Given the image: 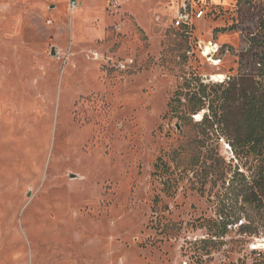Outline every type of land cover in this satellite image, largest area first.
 Wrapping results in <instances>:
<instances>
[{
  "label": "rangeland",
  "instance_id": "1",
  "mask_svg": "<svg viewBox=\"0 0 264 264\" xmlns=\"http://www.w3.org/2000/svg\"><path fill=\"white\" fill-rule=\"evenodd\" d=\"M184 5L203 11L189 27L174 20ZM263 11L264 0H0V264L264 254V160L238 159L220 129L198 142V126L167 115L185 77L256 73ZM222 218L228 234L207 253L201 223Z\"/></svg>",
  "mask_w": 264,
  "mask_h": 264
},
{
  "label": "trees",
  "instance_id": "2",
  "mask_svg": "<svg viewBox=\"0 0 264 264\" xmlns=\"http://www.w3.org/2000/svg\"><path fill=\"white\" fill-rule=\"evenodd\" d=\"M258 29V34L252 40L263 47V52L254 56L256 73L230 77L222 83L204 82L201 76L192 74L185 77L175 91L167 111V115L171 114L186 124L198 126L201 129L196 136L198 142L209 130L220 129L241 160H248L251 156L264 160V11ZM202 111H205L202 120L195 121V115ZM198 158L201 159L199 156ZM205 159L206 157L202 170L207 175L217 173L219 167L215 165V161L208 163ZM235 173H239V167ZM247 186L249 187L243 192V198L246 203L251 204L260 199V193L255 182L252 181ZM231 223L223 218L203 221L201 227H205L208 234L201 240L203 250L210 253V248L222 246ZM241 228L246 232L247 225L242 224ZM252 264H264V254L260 252Z\"/></svg>",
  "mask_w": 264,
  "mask_h": 264
},
{
  "label": "built area",
  "instance_id": "3",
  "mask_svg": "<svg viewBox=\"0 0 264 264\" xmlns=\"http://www.w3.org/2000/svg\"><path fill=\"white\" fill-rule=\"evenodd\" d=\"M203 16L202 10H197L195 12H191V10L187 7V5H184L181 7L175 17V24L176 25H192L193 24V18L200 19ZM220 47L218 45H215L212 50L209 51V55H215L217 52H219ZM221 62V59L214 60V63L218 64Z\"/></svg>",
  "mask_w": 264,
  "mask_h": 264
},
{
  "label": "bare ground",
  "instance_id": "4",
  "mask_svg": "<svg viewBox=\"0 0 264 264\" xmlns=\"http://www.w3.org/2000/svg\"><path fill=\"white\" fill-rule=\"evenodd\" d=\"M210 50H212V47L208 46L206 52L208 53ZM212 77L214 79H223L224 78V75L223 74H217V75H213Z\"/></svg>",
  "mask_w": 264,
  "mask_h": 264
},
{
  "label": "water",
  "instance_id": "5",
  "mask_svg": "<svg viewBox=\"0 0 264 264\" xmlns=\"http://www.w3.org/2000/svg\"><path fill=\"white\" fill-rule=\"evenodd\" d=\"M52 53H53V54H56V50H55V48H53ZM208 79H209V78H208L207 76H205V81L208 80Z\"/></svg>",
  "mask_w": 264,
  "mask_h": 264
}]
</instances>
